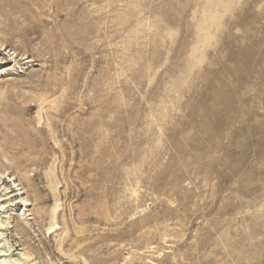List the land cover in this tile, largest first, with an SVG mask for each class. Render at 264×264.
Masks as SVG:
<instances>
[{
    "label": "rangeland",
    "instance_id": "374dc122",
    "mask_svg": "<svg viewBox=\"0 0 264 264\" xmlns=\"http://www.w3.org/2000/svg\"><path fill=\"white\" fill-rule=\"evenodd\" d=\"M0 44V260L264 264V0H0Z\"/></svg>",
    "mask_w": 264,
    "mask_h": 264
},
{
    "label": "bare ground",
    "instance_id": "6f19581e",
    "mask_svg": "<svg viewBox=\"0 0 264 264\" xmlns=\"http://www.w3.org/2000/svg\"><path fill=\"white\" fill-rule=\"evenodd\" d=\"M3 47V45L2 44H0V48H2ZM6 49H4V51H5ZM10 53V52H9ZM8 53V54H9ZM15 54V52H13V54L12 55H14ZM1 175V174H0ZM16 187H19V185H17ZM23 190V188H20V189H18V191H19V195L22 193L21 191ZM1 197L2 196H0V209L2 210V209H7L9 206H8V204H10L11 203V201H9V200H2L1 199ZM36 200H38L37 198H35V201ZM22 201H23V203H24V205H25V207H28V206H30L31 204L29 203V200L28 199H22ZM57 208H58V206L56 205L55 207H54V209L52 210V216H51V218H50V224H49V227L47 228V231H51V232H53V233H55L56 232V230H55V228L57 227V225H58V223L56 222V211H57ZM10 220V217H8L7 218V221H9ZM5 227V223L3 222V221H0V236L3 234L1 231H2V229ZM0 245H1V241H0ZM2 247H4V246H2ZM1 246H0V253H2V252H7L6 250H5V248H2ZM7 248H10V246H8ZM22 256H24V257H26V258H30V254L29 253H24V254H22ZM17 261H21V260H14V262H17ZM0 264H11V262H10V259H6V258H4V259H2V260H0Z\"/></svg>",
    "mask_w": 264,
    "mask_h": 264
}]
</instances>
